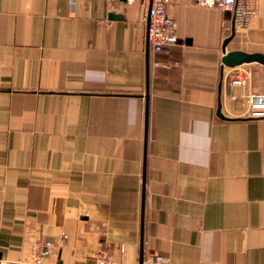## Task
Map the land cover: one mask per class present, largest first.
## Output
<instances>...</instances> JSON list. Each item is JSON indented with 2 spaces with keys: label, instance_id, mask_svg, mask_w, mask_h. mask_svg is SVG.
<instances>
[{
  "label": "crops",
  "instance_id": "0c3cea01",
  "mask_svg": "<svg viewBox=\"0 0 264 264\" xmlns=\"http://www.w3.org/2000/svg\"><path fill=\"white\" fill-rule=\"evenodd\" d=\"M255 7L239 29L171 0L179 41L157 53L142 0H0L2 264L47 242L45 264H264V65L222 80L234 24L227 51L264 54Z\"/></svg>",
  "mask_w": 264,
  "mask_h": 264
},
{
  "label": "built area",
  "instance_id": "2783aa9c",
  "mask_svg": "<svg viewBox=\"0 0 264 264\" xmlns=\"http://www.w3.org/2000/svg\"><path fill=\"white\" fill-rule=\"evenodd\" d=\"M118 1H125L132 4L137 0H108L110 4ZM145 5L144 21L148 25V40L155 52L161 53L166 47L174 46L179 41L178 27L176 21L168 14L167 7L171 0H142ZM200 6L217 8L234 15L236 27L239 29L251 28L258 13L255 7V0H195ZM243 66V65H242ZM249 71L245 68L238 69L232 77L230 87L233 89L244 85L249 79ZM252 103L253 116L264 117V111L257 108H264V97L253 96L250 99ZM66 237V234H62ZM53 242H47L44 245H34L31 248V264H45L50 255L51 249H54ZM0 264L1 261H0ZM96 264H124L117 262L107 255H98ZM139 264H167L164 256L158 254H149L143 258Z\"/></svg>",
  "mask_w": 264,
  "mask_h": 264
},
{
  "label": "water",
  "instance_id": "95a60500",
  "mask_svg": "<svg viewBox=\"0 0 264 264\" xmlns=\"http://www.w3.org/2000/svg\"><path fill=\"white\" fill-rule=\"evenodd\" d=\"M230 13V12H228ZM236 35V27L234 24L232 35L226 39L224 42V57H223V71H222V80L224 78V69L226 67L228 68H235L238 66H242L245 64H252V63H259L261 65H264V54L262 53H247L243 51H227V47L231 40ZM222 92V84L220 85V96ZM218 116L222 119H228L222 114V103H221V97H220V103L218 108Z\"/></svg>",
  "mask_w": 264,
  "mask_h": 264
},
{
  "label": "rangeland",
  "instance_id": "374dc122",
  "mask_svg": "<svg viewBox=\"0 0 264 264\" xmlns=\"http://www.w3.org/2000/svg\"><path fill=\"white\" fill-rule=\"evenodd\" d=\"M261 111H264V108L261 109ZM249 114H250V115H254L252 111H251Z\"/></svg>",
  "mask_w": 264,
  "mask_h": 264
}]
</instances>
